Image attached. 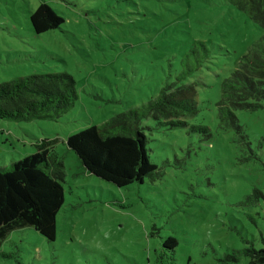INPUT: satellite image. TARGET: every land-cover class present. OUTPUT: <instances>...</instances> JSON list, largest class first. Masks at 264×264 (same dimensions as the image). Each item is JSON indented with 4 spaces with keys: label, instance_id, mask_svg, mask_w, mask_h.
<instances>
[{
    "label": "rangeland",
    "instance_id": "rangeland-1",
    "mask_svg": "<svg viewBox=\"0 0 264 264\" xmlns=\"http://www.w3.org/2000/svg\"><path fill=\"white\" fill-rule=\"evenodd\" d=\"M42 1L64 22L37 35L29 18ZM262 35L224 0H0V83L66 72L78 93L57 121L0 120V168L47 140L65 173L55 240L14 230L0 245V264H226L217 259L264 248V109L234 112L246 145L219 125L216 107L221 81ZM199 42L209 57L187 77L199 108L188 123L207 126L209 136L146 131L159 176L141 185L116 188L88 175L66 138L155 97L192 68L191 49L203 57ZM254 190L262 197L244 205ZM168 237L177 240L171 252Z\"/></svg>",
    "mask_w": 264,
    "mask_h": 264
},
{
    "label": "trees",
    "instance_id": "trees-1",
    "mask_svg": "<svg viewBox=\"0 0 264 264\" xmlns=\"http://www.w3.org/2000/svg\"><path fill=\"white\" fill-rule=\"evenodd\" d=\"M235 7L263 35L238 59L236 68L219 85L216 103L219 125L243 136L234 114L237 110L264 109V0H224ZM29 22L37 35L59 29L63 19L42 1L30 15ZM198 59V48L191 49L194 65L165 84L158 94L141 105L117 113L101 125H91L66 138V147L74 153L84 171L101 181L124 188L158 178V167L148 156L146 131L161 128H188L209 136L202 124L189 125L198 113L196 82L187 77L199 70L209 57ZM78 100L76 84L66 72L34 73L0 83V120L9 122L57 121L70 112ZM147 121V122H146ZM152 124V126H149ZM35 153L0 168V245L6 236L31 228L46 241H54L55 219L64 203V168L52 152V141H40ZM262 197L258 190L247 196L244 205L254 206ZM245 243V242H243ZM177 240L168 237L163 247L170 252ZM9 258L7 254H1ZM247 258L248 264H264V248L245 247L219 257L226 264Z\"/></svg>",
    "mask_w": 264,
    "mask_h": 264
}]
</instances>
